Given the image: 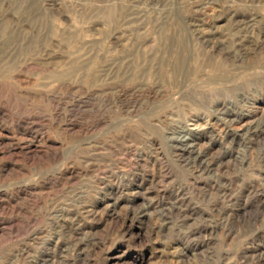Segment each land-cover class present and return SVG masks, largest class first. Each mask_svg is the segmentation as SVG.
Segmentation results:
<instances>
[{"label":"rangeland","instance_id":"rangeland-1","mask_svg":"<svg viewBox=\"0 0 264 264\" xmlns=\"http://www.w3.org/2000/svg\"><path fill=\"white\" fill-rule=\"evenodd\" d=\"M0 264H264V0H0Z\"/></svg>","mask_w":264,"mask_h":264},{"label":"bare ground","instance_id":"bare-ground-1","mask_svg":"<svg viewBox=\"0 0 264 264\" xmlns=\"http://www.w3.org/2000/svg\"><path fill=\"white\" fill-rule=\"evenodd\" d=\"M148 2V1H147ZM255 110V109H254ZM254 112V111H253ZM189 125V124H188ZM240 125V124H239ZM210 130V129H209Z\"/></svg>","mask_w":264,"mask_h":264}]
</instances>
